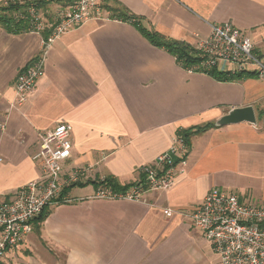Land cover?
<instances>
[{
  "label": "crops",
  "instance_id": "crops-1",
  "mask_svg": "<svg viewBox=\"0 0 264 264\" xmlns=\"http://www.w3.org/2000/svg\"><path fill=\"white\" fill-rule=\"evenodd\" d=\"M224 22L247 33L264 59V0H104L102 18L49 44L45 74L20 107L13 105L16 78L47 36L0 24V197L39 177L33 156L41 135L58 123L73 128L71 166L93 167L70 189L72 200L48 207L39 228L2 264H220L188 214L213 187L264 204V79L219 81L187 69L137 24L196 49L211 23ZM247 105L257 124L196 134L170 188L146 190L140 200L95 196L97 179L133 184L179 130L216 123Z\"/></svg>",
  "mask_w": 264,
  "mask_h": 264
},
{
  "label": "built area",
  "instance_id": "built-area-1",
  "mask_svg": "<svg viewBox=\"0 0 264 264\" xmlns=\"http://www.w3.org/2000/svg\"><path fill=\"white\" fill-rule=\"evenodd\" d=\"M103 4L104 0H72L59 9L57 22L51 26L43 50L16 78L15 107L27 103L44 76L49 44L90 19L102 18ZM31 11L30 32L44 33L46 27L41 16L35 9ZM210 27V34L196 44L203 60L195 71L206 73L215 68L264 79V59L254 52L247 33L230 22L211 23ZM72 131L69 123H58L46 130L33 156L40 170L39 177L15 189L10 197H0V259L26 240L34 230V222L48 207L71 201L70 189L89 178L91 165L71 166ZM188 153L183 139L177 136L170 149L157 156L155 164L141 168L144 179L124 191L96 189L95 196L140 200L146 190L168 189L173 184L176 168L186 165ZM188 215L194 227L210 241L220 264H264V204H251L237 193L213 187Z\"/></svg>",
  "mask_w": 264,
  "mask_h": 264
},
{
  "label": "trees",
  "instance_id": "trees-1",
  "mask_svg": "<svg viewBox=\"0 0 264 264\" xmlns=\"http://www.w3.org/2000/svg\"><path fill=\"white\" fill-rule=\"evenodd\" d=\"M54 0H34L32 6L36 7H43L47 5L49 2H53ZM29 2L25 3V5L21 6L19 3L13 0H6L4 3L0 4V24L2 27L11 33L20 34L30 32L33 28V20L31 18L30 12L27 11V7ZM23 9L22 17L15 16L17 10ZM123 19H132V16L127 15L125 12L121 13ZM140 32L154 45L159 46L161 48L166 49L169 53L174 55L176 59L182 63L187 69H192L195 71V67L203 60L200 52L195 49L190 44L166 38L165 36L161 35L160 33L154 30H148L145 27L137 24ZM46 36L47 33L44 32ZM45 36V37H46ZM207 74L211 75L215 79L219 81H234L237 79H241L244 76H251L252 74H245L244 73H232L229 71H222L217 70L215 68L206 72ZM217 127L214 122L207 123L203 126H195L187 129L179 130L177 135L181 137L186 144L187 148L191 149L192 139L196 134L205 132L211 128ZM142 179H144V173ZM96 183V182H95ZM98 184H106L112 187L113 190L116 191H124L129 188L131 185H120L116 180L113 178H105L103 181L97 182ZM96 183V184H97ZM48 212H44L38 219L37 223L35 224V229L39 228L40 223L44 220L47 216ZM0 264L1 261H0Z\"/></svg>",
  "mask_w": 264,
  "mask_h": 264
},
{
  "label": "rangeland",
  "instance_id": "rangeland-1",
  "mask_svg": "<svg viewBox=\"0 0 264 264\" xmlns=\"http://www.w3.org/2000/svg\"><path fill=\"white\" fill-rule=\"evenodd\" d=\"M13 1L19 3V5H21V6H23V5H25V3L29 2V5L27 7V11L30 12L31 10L35 9V11L37 12L38 15L41 16V18H42V20H43V22L45 24L46 28H45V30L43 32L49 34L51 26L57 22V18H58L57 15H58L59 9L64 7V6H67L68 4H70L71 3L70 1H72V0H68V2H66V0H54L53 2H49L47 5H45V6L41 7V8L36 7V6H32L34 0H13ZM54 3L59 6L56 11H52L50 9V6L53 5ZM22 11H23V9H19L13 14L15 16L22 17V14H23ZM54 18H56V19H54ZM100 181H102V180L97 179L96 183L100 182ZM137 182L133 183V185L137 184ZM101 188H103V189L109 188V189L113 190L112 187H110V186H108L106 184H103V183L102 184L101 183L98 184L97 183L96 184V189L98 190V189H101ZM224 190L225 191H229V190H226V189H224ZM114 191H116V190H114Z\"/></svg>",
  "mask_w": 264,
  "mask_h": 264
},
{
  "label": "water",
  "instance_id": "water-1",
  "mask_svg": "<svg viewBox=\"0 0 264 264\" xmlns=\"http://www.w3.org/2000/svg\"><path fill=\"white\" fill-rule=\"evenodd\" d=\"M242 122L257 124L256 111L252 105L231 108L215 124L216 126H225Z\"/></svg>",
  "mask_w": 264,
  "mask_h": 264
}]
</instances>
